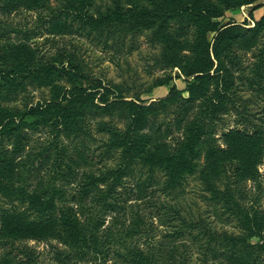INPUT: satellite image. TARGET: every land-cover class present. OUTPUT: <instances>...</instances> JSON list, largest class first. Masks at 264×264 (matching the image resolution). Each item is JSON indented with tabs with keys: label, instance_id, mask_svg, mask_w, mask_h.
Here are the masks:
<instances>
[{
	"label": "trees",
	"instance_id": "obj_1",
	"mask_svg": "<svg viewBox=\"0 0 264 264\" xmlns=\"http://www.w3.org/2000/svg\"><path fill=\"white\" fill-rule=\"evenodd\" d=\"M254 1L123 0L119 3L113 0L111 4L101 7L95 0H0L1 10L6 15L21 9L36 12L40 27L37 32L32 28H11L10 32L21 35L17 37V42L9 41L11 36L8 31L0 27L1 32L4 30L9 36L0 50V83L10 74L12 79L39 81L51 90L49 100L38 101L24 110L0 106V151L4 136L18 135L25 128L38 131L40 119L46 118L47 114L52 115L48 127L53 134L48 147L40 150L36 156L31 157L30 153L24 152L15 160L13 157H0V193L26 206L30 214L34 213V217L28 221L21 218L22 213L18 208L2 212L0 238H3V246H15V242L26 241L27 237L54 238L67 247L65 253L68 261L77 258L85 261V264H104L103 259L111 253L121 262L130 264L152 262L151 254H148L151 253V242L146 252L137 242L127 244L128 239L139 231L143 229L146 232L148 229L142 218L133 220L127 226L122 222L121 228L112 230L116 216H111V225L105 226V220L97 219V215L99 217L101 214L82 201L75 206L65 196L66 186L71 183L74 174L67 160L74 161L66 145L59 139L60 134L79 126L85 110L90 107L107 106L116 101L129 116L125 128L116 132L115 144L120 150L121 162L103 175H113L109 182H106L107 178H87L81 192L88 194L90 186H104L105 196L113 194L112 189L122 184L123 177L133 175L130 165L134 162L150 171L155 168L164 170L169 175L166 184L172 188L180 177L193 172L194 160L203 150L214 175H222L224 165L234 161L237 168L233 183L239 184L249 176L255 182L254 188L261 192L248 194L244 198L248 200L246 206L237 202L233 206L237 207L242 230L248 238L255 239L252 246L264 252V207L260 203L264 198V187L257 181V178H262L258 164L264 157V123H253L250 128L235 127L223 133L226 146L220 147L217 138L200 117H185L179 123L178 138L170 150L171 146L162 139L163 132L149 124L151 103L147 105L142 101L124 99L114 86L106 85L98 78H93L91 85L84 87L80 83L84 76L72 54L60 51L52 57L37 56V50L25 41L43 34L60 37L82 35L86 27L100 29L132 20H137L148 29L155 27L153 40L161 41L167 50L172 47V66L190 78L186 101L199 100L198 106L204 111L201 117L214 120L227 103L234 101L236 79L247 81L249 88L257 86L264 91L260 79L250 74L256 71L261 75V65L250 70V76L242 73L235 76L234 65L229 66L223 60L232 43L246 39L250 33L252 36L259 34L264 28V13L251 28L232 22L220 25L216 20L222 16L224 9H234ZM260 6L258 4L253 9ZM252 10L249 12L251 19ZM170 21L177 22V25L167 32L163 23ZM243 24L247 23L244 21ZM61 79L68 82L67 87L59 84ZM172 100L174 97L169 96L164 101ZM36 158L40 161L37 165ZM80 158L84 160L82 155ZM40 166L43 167L42 173L35 177ZM206 184H209L208 190L215 191V185L208 179ZM224 198L231 200V191H226ZM104 207L108 212L121 208L113 202L104 204ZM112 218H116L115 221ZM140 224H143V228H140ZM188 226L196 225L190 223ZM25 255L27 262L32 261L28 252Z\"/></svg>",
	"mask_w": 264,
	"mask_h": 264
},
{
	"label": "rangeland",
	"instance_id": "obj_2",
	"mask_svg": "<svg viewBox=\"0 0 264 264\" xmlns=\"http://www.w3.org/2000/svg\"><path fill=\"white\" fill-rule=\"evenodd\" d=\"M95 1L103 7L113 0ZM258 4L261 6L253 9ZM1 9L0 7V27L8 31L11 36L9 41L17 42L21 36L10 32L11 28H32L34 32L39 31L36 12L21 9L17 13L6 15ZM251 10L253 19L249 17ZM263 13L264 0H255L234 9H224L222 16L216 20L220 25L232 22L251 28ZM244 21L247 24H243ZM163 25L169 32L173 26L176 27L177 22H164ZM154 30L155 27L148 29L137 20H132L100 29L86 27L82 35L60 37L43 34L25 41L37 50V56L52 57L60 51L72 54L84 76L80 81L84 87H89L91 80L98 78L104 84L114 86L124 99L142 101L147 105L151 103L149 124L163 132L162 139L171 146L170 150L174 148L178 138L179 123L185 117H200L217 138L220 147L226 146L223 133L235 127L250 128L253 123H264V91L257 86L249 88L247 81L241 79L235 80L234 101L222 107L218 118L209 120L201 117L204 111L198 106L199 100L191 103L186 101L190 78L172 66V47L167 50L161 41L153 40ZM3 31L0 30V50L9 37ZM226 54L223 60L229 66L234 65L235 76L241 73L249 75L250 70L261 65V75L256 71L250 74L259 78L264 86V28L257 36L250 33L246 39L232 43ZM1 81L0 106L24 110L38 101L51 98L49 87L42 86L39 81L12 79L10 74ZM59 84L68 86L65 79H61ZM169 96L174 97V100L164 101ZM51 117L52 115L47 114L46 118L40 119L38 131L25 128L18 135L4 136L0 157H13L15 160L24 152L33 157L48 147L53 138L48 127ZM128 121L129 116L124 107L113 101L107 106L100 105L85 110L79 126L60 134L59 139L66 145L67 152L74 161L67 160L74 171L71 183L66 186L67 200L75 206L80 201L87 204L101 214L99 217L97 215V219L105 220V226L111 225V216H116L117 219L112 218V221L116 219L112 230L121 228L122 222L127 226L133 220L142 218L148 229L146 232L143 229L139 231L128 239L127 244L138 243L146 252L151 242V253L148 254H151L152 264H264V252L252 246L255 239L246 236L239 224L237 207L233 206L234 202L246 206L248 200L244 198L248 194L261 192L254 188L255 182L249 176L239 184L233 183L237 168L234 161L224 165L225 172L222 175H214L207 164L204 151L201 150L194 160L193 172L180 177L172 188L166 184L169 175L164 170L155 168L150 171L134 162L130 165L133 175L123 177L122 184L112 189L113 194L105 196L104 186H90L88 194L81 192V186L86 183L87 178H107L106 182L113 178L111 173L103 175L121 162L120 150L115 144L116 132L122 131ZM80 155L84 160H81ZM38 158L36 165L40 163ZM42 168L40 166L36 170L35 177L40 176ZM258 170L262 178H257V181L264 187V157L258 164ZM206 179L215 185V191L208 190ZM226 191H231V200L224 198ZM109 202L121 208L116 212H108L103 205ZM260 203L264 207V198ZM17 208L21 210V218L29 221L34 217V213L30 214L26 206L0 193V231L2 212ZM190 223L196 226L189 227ZM140 228H143V224H140ZM27 238L26 241L15 242V246H3V238H0V264H85V261L77 258L68 261L65 253L67 247L54 238ZM25 252H28L32 261L25 260ZM114 256L109 253L103 259L104 264H130L121 262Z\"/></svg>",
	"mask_w": 264,
	"mask_h": 264
}]
</instances>
